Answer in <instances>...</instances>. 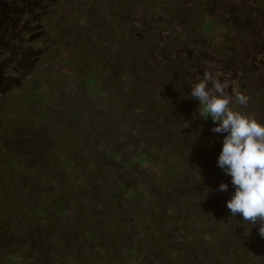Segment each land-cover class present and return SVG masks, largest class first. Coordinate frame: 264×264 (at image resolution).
<instances>
[{"label": "rangeland", "instance_id": "rangeland-1", "mask_svg": "<svg viewBox=\"0 0 264 264\" xmlns=\"http://www.w3.org/2000/svg\"><path fill=\"white\" fill-rule=\"evenodd\" d=\"M129 1L104 0L114 9L98 10L97 0H0V194L9 202L0 216V264H112L102 247L105 238L115 241L106 247L118 257L114 264H162L155 254L172 250L171 240L202 253L197 264H264L259 223L253 226L232 216L226 207L233 189L230 177L217 167L223 134L211 131L215 124L199 115V102L190 96L191 86L209 72L228 82L227 96L248 97L246 105L233 100L230 107L264 123V0H259L260 11L256 0H234L233 8L232 0H132L133 11L128 12L122 4L128 8ZM245 6L247 10L238 11ZM188 8L190 13L185 12ZM99 13L119 22L118 35L128 45L100 29ZM202 15L215 22L212 31L205 28ZM248 15L253 21L246 22ZM90 17L97 20H84ZM62 32L63 40L55 39ZM84 39L101 49L93 58L102 73L96 86L82 77V83L72 79L65 91H53L43 81L32 87V79L42 80L47 72L48 57L60 69L77 74L80 69L71 71L65 61L72 59V45ZM50 45L56 49L54 56ZM121 50L132 59L118 62ZM40 68L44 72H35ZM69 122L78 138L111 154L93 174L86 163H74L76 169L85 167L86 179L94 185L108 186V197L99 189L60 191L56 157L69 149L63 150L55 138ZM161 132L168 133L166 138ZM159 136V143L168 144L152 145ZM147 137L151 141L145 145ZM142 150L150 151L147 163H133ZM5 156L19 166L9 168L13 173L5 168ZM17 173L37 174L39 190L31 191L27 182L15 189L12 178ZM113 181L126 191L118 184L113 190ZM221 183L229 185L228 192L217 190ZM40 192H47L48 199L69 192L59 198V211L49 214L55 229L36 228L27 214L31 201L25 206L21 198L33 199ZM126 194L132 196L131 203ZM78 197L83 201L77 205ZM90 207L106 212L108 228L103 222H86L84 209ZM195 215L205 224L204 231L191 222ZM96 233L102 245L89 247L88 236L99 242Z\"/></svg>", "mask_w": 264, "mask_h": 264}, {"label": "trees", "instance_id": "trees-1", "mask_svg": "<svg viewBox=\"0 0 264 264\" xmlns=\"http://www.w3.org/2000/svg\"><path fill=\"white\" fill-rule=\"evenodd\" d=\"M97 1H100L96 5V7H98V10L102 6L105 7V8H107V9H110V10L114 9L113 6H111L110 4H106V3L103 4V1L104 0H97ZM132 2H133L132 0L129 1V4L130 5L128 6V8H126V4H122L123 7L128 10V12L129 11L130 12L133 11V10H131L132 7H130L132 5ZM256 2H258L257 3V6L259 7V11H260V7L263 8V5L260 3L259 0H256ZM232 3L233 4H236L237 1L232 0V2L229 3V5H231L229 7L234 6V5H232ZM227 4H228V2H227ZM182 6H183V3H182ZM183 8L184 7L179 8L178 10L180 12H182L183 11L182 10ZM190 10L191 9L188 8L185 12L190 13ZM243 10H247V7L245 6L242 9H238V11L241 12V13H242ZM99 14L101 16V13H99ZM233 15H234V13H233ZM107 17H108L107 15L106 16H101V19H100L99 22L102 24V26H100V29H102V31H105L106 30V33L107 32H111L112 35H113V33H115L116 34V37L114 36L115 37L114 40L120 41V42L122 41V43L124 45H128V43L123 42V39L119 36L120 35L119 28H121L120 26H118V23L119 22L114 17L113 18H111V17H108L107 18ZM202 18H203V20L205 22V28H207L209 31H212V29L214 28V24L213 23H215V22H213V20H212V22L211 21H208L207 22V17L205 15H202ZM253 18L254 17H251L250 15H248V17H246L245 19H247L246 20V22H247L248 20L249 21H253ZM93 19H95V21L97 20V18H93V17H90V18L84 19V20H88L87 22L89 23V22H93ZM55 32H57L56 29H55ZM58 33H60V32H58ZM51 34L52 35H56L55 33H51ZM62 34H63V32L61 33V35H58L59 38H55V39H57L59 41L63 40V35ZM132 43L135 46L138 45L137 43H135V41H133ZM141 47L143 49H146L147 48V47H145V44H143ZM77 48L80 51L75 50ZM118 48L120 49L121 47L119 46ZM128 48H130V47H128ZM49 49H50L49 52H51L50 53L51 56L52 55L54 56V54L57 53L56 52V49L54 47L51 46V47H49ZM57 49H60V48H57ZM100 50L101 49H99V48H96V47L94 48L93 41L88 40V39L81 40L77 44L74 43L72 45V52H73V53H71L72 59H71V61L70 60H66L65 61V66H71V71L73 69L75 71L78 70V69H80V71L78 70V72H76L77 74H75V75L72 74V72L69 73V72H67V70L65 71V70H62V68L60 69V67H59L60 65L55 66L54 63L56 61H52V59L50 60V57H48L46 55L45 57H48L47 58V62L50 61L51 64L47 67L48 70L45 73V75H44V77H43L42 80L39 79L37 76L34 79H32V87H36V86H38V85H40L41 83L44 82V84L45 85H48L49 88L52 89L53 91H56L57 90V87L60 88V89H62V91H65V89L68 88L69 85L72 86V79L73 80L74 79H78V81L81 82L82 81V79H81L82 77L83 78H87L88 77L87 79L89 81V84H91V86H96L97 85L96 83H97L98 77H100L102 75V73L97 72L98 70H96L97 68H96L95 62L93 61V58H94V55H97L98 54V51H100ZM110 50L112 51L111 48H110ZM120 53H121V55L118 57L120 60L118 62H123L121 60L125 59L126 57L129 58L130 60L132 59L131 56H129L127 54V51H122L121 50ZM75 55H77V56H75ZM115 57H117V56H115ZM145 60H144V62H145ZM81 64H84V66H82ZM76 65L79 68H77ZM35 72L42 73L44 71H42L41 68H40L39 70L36 69ZM196 108L197 109H195V110L201 111V106H199V107L197 106ZM146 113L147 112L143 113L144 114V117H146ZM207 121H208V123L214 125V123L212 122V120L210 118ZM65 122H66V120H65ZM179 123H181V122H178V124ZM63 125H65V126L68 125V128H66L65 133H61L60 135H58L55 138V140H56L58 146H63L62 147L63 150L64 149L65 150L69 149V150L64 154V157H63V155L60 156V155L55 154V155H57V157L55 155H52V156H55L56 158H58V160H59L58 163H57L58 166L56 167V172H54V174L57 175V177H55V176L54 177L58 180L57 182L60 183L59 184L60 187L62 186L61 187L62 189L60 191H63L64 189L67 190L68 188H73L74 190L77 189V188L78 189H81L82 188V190H84V191L85 190H89L90 191V188H91L93 190L99 189L100 190V193H102V194H103V192L107 193L106 196L108 197L109 195H111V194H109V192H106L105 191V189H107L108 186L106 187V186L98 185L96 183H95V185H96L95 186L94 185V182H91L88 178L86 179V177L88 176V174L85 172V169H84L85 167L80 166L79 169L78 168L76 169V167H74V163H75V161H81V163L82 162L83 163H86L87 164V167L90 168V174H93V173H96L97 170L99 171V168L98 167H100L102 165L100 162H102L103 159H108V160L111 159V157H110L111 154L108 155V153L106 152L107 150L103 149L98 144H95V142L88 141L87 138H84L83 136H81L80 138H78L76 132L74 133L73 130L69 127V126H71V122L66 123V124H63ZM173 129L174 128L172 126V131H173ZM167 134L168 133L161 132V136H164L165 138H166V135ZM149 138L150 137H147V139L144 140V141H146L145 142V145H147V143L151 141ZM160 139H161L160 136L157 137L154 141H152V143H153L152 145L160 144L161 147H163L164 145L168 144L167 142L159 143V140ZM108 143L109 142H107L105 144L107 146V148L110 146ZM71 147H73V148H71ZM149 152L150 151H146L145 152L144 150L139 151L138 152L139 154L136 157L137 159L135 158L134 159L135 162H133V163H138V164H142V165L146 164L147 163V159H148L147 157L149 156L147 154ZM6 159H8V157H6ZM50 159H51V157H50ZM13 161L14 160H12V159H10V160L8 159V162L7 161L5 162V165L8 166V167H5V168H7L8 171L11 172V173H13V171H11L10 169L17 170V169H14V168H18L19 167L18 165H14L15 162H13ZM129 163H131V162L129 161ZM133 163H131V164H133ZM100 169H103V168L101 167ZM38 171H41V170L39 169ZM42 171H43V169H42ZM222 172H220V174ZM21 173H23L22 170H21ZM31 175L32 176L29 177L25 173L24 174H21V175L17 173V176L14 177V178H12V179L16 180L15 182L17 183V186H16L15 189H17L20 184H24V183L27 182L32 187L31 188V191L32 190H35V191L36 190H39V188L41 187V184H42L41 183V180H38V178H37L38 175L37 174L35 175V173H34V174H31ZM46 175H48V174H46V173L43 172L42 177L44 179H46ZM11 182L14 183V181H11ZM117 184H118V187L120 185H122L118 181L110 182V185L112 186V189L113 190L115 189L116 191L118 190L117 187H116ZM122 186H123V189H125V191H126L127 188L124 185H122ZM93 187H95V189ZM133 192L134 191H131L129 194H131ZM68 193H66L64 196H67ZM81 193H82V191H81ZM149 193L151 194L152 199L159 200L155 196V194H154L153 191L149 190ZM47 194L48 193L46 192V196H42L43 193L40 192V194L39 195L37 194V196H34L33 199L31 198L32 196H30V195H29L30 198L28 196H26V197L23 196V198H21V199H23L22 201H23V203H25V206L29 204V201H31V204L32 205L30 206L31 208H29V210H27V212H28L27 214L31 217V219H33L36 228H39V229H49V228L55 229V228H57L52 223V221L53 222L55 221V218H54V220L53 219L51 220L50 219L51 217H49L50 216L49 214H51L52 212L55 213V210L59 211V207L62 204L61 203V199H59V198H62V197L64 198L63 195L60 196L56 192V193H54V196L53 197L51 195H48V197L50 198V199H48V198H46L47 197ZM129 194H126V196H127V199L126 200H128V202L131 203V199H132L131 197L132 196L129 195ZM158 194H161V193L158 192ZM162 195L163 194H161L159 196L162 197ZM107 197H104V198H107ZM5 199L6 198L5 197H2V195L0 194V216L3 213V206L6 205L7 202H8ZM81 199L82 198L78 197L77 200L76 199H72L71 202L74 201V203H75V200H76V203L75 204L78 205L80 201H83V199L82 200ZM87 199H90V198H87ZM92 199H94V197H92ZM168 199H169V197H168ZM155 202L160 205V203H158L157 201H155ZM71 204L73 205V203H71ZM98 204L99 203L94 204V207L96 208V206ZM133 204L134 203H132V205ZM159 205H156V207H160ZM132 208H133L132 209L133 211L139 212L138 209H136L134 207H132ZM100 209L99 210H94V209H91V207L89 209H84L86 211V222H92L93 223L92 226H94L95 224H98L99 225V224H101L103 222V224L108 228V225L109 224L107 225V218H105L104 215H103L106 212H104V210L100 211ZM111 210H110V212L112 213ZM14 216H16V212H14ZM18 216H20V215H18ZM192 218L193 219H191V222L196 221V220L199 219L198 216L196 218V215L195 216H192ZM172 219H175V218H172ZM48 220H50L51 222L49 223ZM102 220H105L106 222L105 221H102ZM240 221H243V220H240ZM195 224L199 225L200 231H204V229H206L205 226H204L205 224H203L200 221H196ZM190 232H192V231H190ZM44 234H46V231L44 233H42V235H44ZM129 234H131V233H129ZM96 235L98 237V233H96ZM104 238H105V236H104ZM181 239H184V236H182ZM100 240L101 239L98 237V241L99 242H97L96 240L92 239L91 236H88V239L86 240L87 241L86 243H88L87 245H89V247L90 246H93V245H99V244L102 245V242ZM114 242L115 241L113 240V238L109 242L107 241V238H105V244L102 245V247L105 249V251L108 252L109 255H111V257H109V258H111L110 262L112 264H114L113 262H114V260H116L115 257H117V256L114 255L111 252V250H107L106 247H109V246H107V245H109V243L112 244ZM175 242H176V240H174V241L171 240V242H170V244H171L170 247L172 245L174 246L173 249L171 247L172 250H169V251H166V252L159 251L158 253L155 254L156 260L158 261V263L160 261L162 264H197L196 261H199V259L200 260L203 259V254L202 253H198V255H197L194 252L190 251V249L188 250V247H185V245H183L182 243H181V245H179L177 243L175 245ZM78 244H83V243H81L79 241ZM175 246L178 247V250H176V247ZM180 248H181V250H180ZM133 253H135V252H133ZM163 259H165V260H163ZM119 261H120V259H118L116 261V263L117 262L119 263ZM119 264H121V263H119ZM143 264H145V261H143ZM204 264H209V263H208V261H206V263H204ZM217 264H219V263H217Z\"/></svg>", "mask_w": 264, "mask_h": 264}, {"label": "clouds", "instance_id": "clouds-1", "mask_svg": "<svg viewBox=\"0 0 264 264\" xmlns=\"http://www.w3.org/2000/svg\"><path fill=\"white\" fill-rule=\"evenodd\" d=\"M228 87L227 81L205 72L191 86L190 96L201 106L199 115L215 124L211 131L223 134L217 167L230 177L233 189L227 209L253 226L259 223V235L264 238V123L230 107L233 100L246 105L248 97L239 93L229 97ZM217 190L228 192L229 185L221 183Z\"/></svg>", "mask_w": 264, "mask_h": 264}]
</instances>
